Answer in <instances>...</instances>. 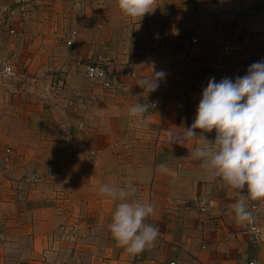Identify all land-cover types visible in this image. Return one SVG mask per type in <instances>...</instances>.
Returning a JSON list of instances; mask_svg holds the SVG:
<instances>
[{
    "label": "crops",
    "instance_id": "crops-1",
    "mask_svg": "<svg viewBox=\"0 0 264 264\" xmlns=\"http://www.w3.org/2000/svg\"><path fill=\"white\" fill-rule=\"evenodd\" d=\"M20 1L0 0V17L16 29L0 36V60L25 73L9 80L15 90L0 84V264H43L39 250L63 247L62 234L74 228L75 218L82 233L95 224L106 239L96 264H264V202L254 240L232 210L246 188L226 186L192 155L198 143L214 140L215 130L194 129L198 136L174 142L193 123L210 78L235 79L264 60L261 4L154 0L153 10L132 23L141 43L131 57L113 51L115 59L106 45L122 32L100 0H25L23 10ZM94 1L97 22L91 19ZM70 20L78 31L76 54H66L64 65L61 57L59 64L31 63L28 42L62 34ZM97 57L112 59V88L74 61ZM160 71L159 81L173 82L172 94L161 85L146 93L137 84ZM96 85L101 94L91 112L95 102L87 96ZM160 96L166 102L152 108L150 101ZM138 102L150 105L140 120L127 111ZM138 130L151 139L149 158L121 162L124 138ZM105 183L134 189L130 199L154 204L146 218L159 230L152 247L132 255L116 244L107 226L119 201L99 195Z\"/></svg>",
    "mask_w": 264,
    "mask_h": 264
},
{
    "label": "clouds",
    "instance_id": "clouds-1",
    "mask_svg": "<svg viewBox=\"0 0 264 264\" xmlns=\"http://www.w3.org/2000/svg\"><path fill=\"white\" fill-rule=\"evenodd\" d=\"M153 3L154 0H117L127 17L139 20L153 10ZM164 75L162 71L155 72L137 84L149 93L159 86ZM149 107L138 102L128 108V115L140 120ZM194 129L202 133L215 130V138L210 143H198L193 157L226 186L238 191L246 188L251 200L264 199V60L252 63L245 75L235 79L225 77L214 82L210 78L193 123L174 142L184 144L185 139L198 136ZM132 191L108 183L98 189L99 195L119 201L107 226L112 238L127 253L137 255L154 245L159 230L146 222L154 212V204L130 199ZM232 210L238 221L251 219L244 198H238Z\"/></svg>",
    "mask_w": 264,
    "mask_h": 264
},
{
    "label": "rangeland",
    "instance_id": "rangeland-1",
    "mask_svg": "<svg viewBox=\"0 0 264 264\" xmlns=\"http://www.w3.org/2000/svg\"><path fill=\"white\" fill-rule=\"evenodd\" d=\"M25 0H21L19 3L21 4V8H25L27 6V2H24ZM66 1V0H64ZM69 1V0H68ZM76 1V0H74ZM77 3H81L80 0L77 1ZM87 5V0H86ZM96 1L92 4V16L91 19L95 22H97V15L96 12ZM19 4V6H20ZM99 4L104 5L105 10H108L110 13H115L117 18L115 19V23L119 24L117 25V28L121 29L122 35L120 37L118 36L113 41L107 42V49H109L110 54L116 52L119 55H127L128 57L132 56V53L135 51V48L138 47V45L141 43V40L139 38H136L135 33V24H132L133 22H136L137 19L131 20L128 19V17L119 9L117 0H100ZM18 6V8H19ZM76 8H79L77 5ZM49 11L48 7L46 9H43L41 12V17L43 20H48L49 18ZM130 18V17H129ZM76 24L74 22L67 21L63 27L62 34L58 36H54L52 38L48 37L47 39H43L41 41H34L32 40L29 43L28 48V55L27 57L30 58V62L34 65H48V64H55L61 61V64L64 65L66 63V54L69 56L70 54H76V52L80 49L78 46V40L76 39L75 45L73 47H68L67 45V37L73 27H75ZM45 32H48V26H44ZM119 29V30H120ZM126 44L129 46L126 47ZM134 47V49H133ZM110 55L112 57L115 54ZM35 55V57H34ZM108 55V56H109ZM61 57V60H60ZM115 59H117V56ZM99 58V57H97ZM93 58V59H97ZM113 58V60H115ZM60 60V61H59ZM64 60V61H62ZM79 60V59H75ZM74 60V61H75ZM112 61V59L110 60ZM26 66V65H25ZM61 66V65H60ZM91 79V78H90ZM93 80V79H92ZM96 88V89H95ZM92 89V88H91ZM98 94L99 90L94 86V88L91 90V93L89 96H87V100L89 103L91 101H94L95 104L91 108L96 110L97 109V100H98ZM91 100V101H90ZM141 130H138L135 135L132 136V138H124V141H129L130 139V145L127 144V142L124 143L123 147L120 149V156H121V162L129 161L130 158H136L134 162L142 163L143 161H146L147 158L150 156V146H151V139L148 136H145ZM98 154V153H97ZM97 156L95 157V159ZM69 219V218H68ZM78 224V219H74V228L71 230H68L70 228H67L66 231L62 234L61 239L64 240L65 245L61 248H51L48 250L40 249L39 252L41 253V260L44 262L43 264H47L50 260L55 262L54 264H96L100 258V254L102 256V253L106 251V248H104V244L106 239L102 238L103 235L101 234V231H99L96 227V225H92L87 233L85 230L82 233L80 226L76 227ZM75 237L77 238V241H74L75 239L71 238ZM83 239V241L81 240ZM80 239V240H79ZM86 239L89 240V246H86ZM83 244V246H82ZM15 255L18 253L16 250H14ZM46 262V263H45Z\"/></svg>",
    "mask_w": 264,
    "mask_h": 264
},
{
    "label": "built area",
    "instance_id": "built-area-1",
    "mask_svg": "<svg viewBox=\"0 0 264 264\" xmlns=\"http://www.w3.org/2000/svg\"><path fill=\"white\" fill-rule=\"evenodd\" d=\"M261 4V10L260 14L264 15V0H254ZM2 34H10L15 35L16 29L15 27L11 26L8 23V19L5 17H0V36ZM78 34V31L76 29H73L70 31L67 37V45L68 47H73L75 45V38ZM193 41H196V38H192ZM111 59H105V58H86V59H79L75 60V64L78 66V68H83L85 74L91 78V79H97L100 80L102 85L106 88L113 87L115 82V76L110 71L111 67ZM131 65V63H128ZM103 72V75H97V73ZM20 74H25L24 72L18 73V71L13 67L11 62H7L5 60H0V84L10 83L9 86H11V90H15V84L10 82L9 80H19ZM165 88L167 91V94L170 95L174 92V84L170 81H159V86ZM166 102V97H156L150 101V105L152 108H159ZM69 104L73 103L72 100L68 101ZM82 126V124H80ZM9 152L10 149H7ZM247 192V190H246ZM245 200H246V206L248 211L251 212V219L246 220V230L250 236L254 240L258 238V235L261 231V226L259 224V218H260V210H261V202H264V199H257V200H251L247 197V193L245 194ZM204 209V208H202ZM169 264H175L174 261L170 262ZM249 264H255V261H250Z\"/></svg>",
    "mask_w": 264,
    "mask_h": 264
}]
</instances>
